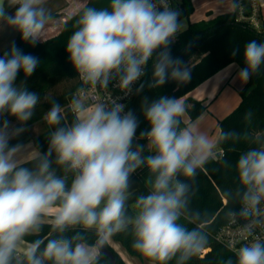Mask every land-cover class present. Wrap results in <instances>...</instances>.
<instances>
[{
  "label": "clouds",
  "instance_id": "9594fccd",
  "mask_svg": "<svg viewBox=\"0 0 264 264\" xmlns=\"http://www.w3.org/2000/svg\"><path fill=\"white\" fill-rule=\"evenodd\" d=\"M45 4L0 0V32L18 33L31 46L42 42L53 21ZM180 15L165 0H109L106 7H85L66 44L81 81L70 101L73 119L66 123L61 104L51 101L43 114L46 148L35 143L29 150L33 142L20 139L41 102L26 82L40 60L15 40L0 55V264H98L100 249L121 232L130 233L132 247L154 264H187L204 249L202 228L181 222L200 219L189 208L190 181L217 143L239 141L244 134L222 130L213 141L195 127H182L186 106L160 95L142 97L139 111L147 127L137 135L140 116L121 98L110 104L86 99L89 89L113 83L124 96L141 93L150 61L148 88L190 81V68L171 51L182 27ZM238 54L234 48L232 55ZM242 57L237 76L247 83L264 71V41H248ZM21 72L25 79L17 83ZM251 116L248 112L245 119ZM257 143L239 155L237 186L224 193L239 203L227 216L246 221L249 234L257 229L264 234V139ZM142 168L148 171L147 192L131 202L133 176ZM46 224L52 233L47 240L39 238ZM89 231L97 237L94 245L87 243ZM28 236L37 238L24 246ZM226 264H264V239L255 235Z\"/></svg>",
  "mask_w": 264,
  "mask_h": 264
},
{
  "label": "trees",
  "instance_id": "16d2710c",
  "mask_svg": "<svg viewBox=\"0 0 264 264\" xmlns=\"http://www.w3.org/2000/svg\"><path fill=\"white\" fill-rule=\"evenodd\" d=\"M108 3L109 0H88L80 10L64 21L58 34L42 40L35 46L23 42L17 33L14 39L16 44L25 53L37 56L40 60V66L26 81L29 89L39 93L41 97V102L37 106L36 111L42 109L45 113L51 106V101L56 100L64 109L65 122H71L73 114L68 104L80 85L78 74L69 61L66 44L75 30V21L85 7H106ZM193 11L192 0H183L180 17L189 18ZM253 39L264 41V28L258 31L244 22L237 21L234 11L224 12L209 19L190 23L182 32L180 40L171 47L172 55L183 59L190 68V81L179 85L174 81H169L161 88L150 89L147 87V82L151 79L152 73V62H150L142 79L145 82V88L139 94L134 93L128 103V108L135 110L137 115L140 116L139 107L143 96L155 99L160 95H168L179 100L186 97L183 104L186 106L187 123L196 120L205 112L207 105L203 100H198L190 96L189 93L231 63H237L240 68L243 67V47L248 41ZM9 45L0 49V55L7 50ZM237 47L240 49V54L234 56L232 52ZM191 60L193 61L190 62ZM24 79L25 77L21 72L18 75L17 83ZM62 79L74 80L75 85L67 91L44 99L47 92ZM240 95L241 101L238 106L223 119L219 120L218 125L220 132L234 129L244 134L245 138L239 141L230 140L217 143L213 156L209 158L202 169H198L194 181H190L192 192L190 193L189 208L192 212H198L200 219L195 223L188 220H182L181 222L186 223L190 229L198 225L202 228L207 238L204 249L208 248V250L205 253L201 251L198 255L193 256L187 264H226L228 258L235 259V253L215 241L214 234L227 221L229 208H239L238 201L234 199L226 200L224 195L225 190L235 189L237 186L235 164L239 155L249 148L257 147V141L264 139V71L253 75L240 90ZM248 112H251L252 116L251 119L246 120L245 114ZM40 118L41 115L35 112L29 124L36 122ZM10 119L15 121L14 118ZM140 119L141 125L137 135H139L140 130L147 127L142 116H140ZM187 123L182 120V126ZM48 131L49 129L45 122L42 131L33 139L34 146L37 143L46 148ZM21 140L27 141L25 138ZM138 141L145 145L147 144L146 140L139 137ZM12 143H16V141L13 140ZM221 151H223L222 154L220 153ZM145 154H147V151ZM147 175L148 171L146 168L138 169L137 173L134 174L131 202L135 201L137 195L147 192L145 184ZM51 235L50 226L46 224L43 231L39 234V238L47 240ZM86 236L87 243L94 245L97 240L95 233L89 231ZM36 238V236H28L25 241L31 243ZM111 239L119 242L132 256L150 261L132 247V236L130 233L121 232L113 235ZM106 246L115 256V264H127L108 242ZM98 264H113V262L108 256L100 252ZM169 264H175V260L170 261Z\"/></svg>",
  "mask_w": 264,
  "mask_h": 264
},
{
  "label": "rangeland",
  "instance_id": "374dc122",
  "mask_svg": "<svg viewBox=\"0 0 264 264\" xmlns=\"http://www.w3.org/2000/svg\"><path fill=\"white\" fill-rule=\"evenodd\" d=\"M87 1L88 0H46L45 6L52 15L53 21L47 27L45 35L41 39L45 40L47 38H50L58 34L62 29V25L65 21L64 19H67L71 15L75 14L87 3ZM219 1L220 0H193V4L194 6H196V10H194V12L190 15L189 18L185 17L181 20L182 28L183 29L187 28L188 25L192 22L210 18V14H211L210 9L215 10L216 4L219 3ZM16 35L17 33L10 30L0 32V49L9 45L11 41H13L16 38ZM192 61L193 60H191L190 62ZM74 85H75L74 80L62 79L47 92L44 99H48L53 95L67 91L70 88H72ZM243 85L244 83H242L239 80L236 73L231 83L224 90V96L228 97V99L230 100L233 99L236 95L238 94L240 95V91H238V88H241ZM185 98L186 97L181 98L180 101L184 103ZM36 114L41 115V118L36 122H34V124L29 125V131L24 134L27 135L28 137H31L37 134L38 132L42 131L44 127L45 124V121L43 120L44 111L42 109H39L36 111ZM186 116L187 113L185 112L182 119ZM108 243L116 252H118V254L123 258V260L127 264H154L153 262H150L146 259L142 260L138 257L132 256L119 242H116L111 238L108 241ZM207 250L208 248H205L202 250V252L205 253Z\"/></svg>",
  "mask_w": 264,
  "mask_h": 264
},
{
  "label": "built area",
  "instance_id": "2783aa9c",
  "mask_svg": "<svg viewBox=\"0 0 264 264\" xmlns=\"http://www.w3.org/2000/svg\"><path fill=\"white\" fill-rule=\"evenodd\" d=\"M183 0H165V3L172 7L179 8L181 11V3ZM233 11L235 12L236 20L248 24L255 30L261 31L264 28V3L261 0H233ZM183 18L180 17V21ZM66 20V19H64ZM184 29L181 27L178 33L177 39L174 44H176L182 35ZM173 44V45H174ZM151 62V61H150ZM149 62V64H150ZM147 71V69H146ZM143 79V77H142ZM78 82L81 86V81L78 76ZM79 86V87H80ZM76 92V91H75ZM87 96L88 103H106L110 104L114 99L121 98L122 102L127 105L132 99L133 94L124 96L121 92L118 84H110L108 88H97L89 89ZM71 101V100H70ZM69 101V108H70ZM221 154L223 151L220 152ZM246 221L237 219L233 221L228 217L227 221L219 227V229L214 234V239L220 243L225 248L229 249L233 253L235 250L244 243L250 242V239L255 238V235H260L264 239V234L256 230L255 234H249L246 229Z\"/></svg>",
  "mask_w": 264,
  "mask_h": 264
},
{
  "label": "crops",
  "instance_id": "0c3cea01",
  "mask_svg": "<svg viewBox=\"0 0 264 264\" xmlns=\"http://www.w3.org/2000/svg\"><path fill=\"white\" fill-rule=\"evenodd\" d=\"M261 1L264 3V0ZM194 10H196V6H194ZM229 11H233V0H220L219 3L216 4L215 10L210 9V13H211L210 18L217 14H221ZM239 68L240 66L237 63H231L226 67H224L223 69H221L215 75L207 79L191 93H189L190 96L198 100H203L204 103L207 105V109L199 118H197L192 122L187 123L188 116L184 117L182 120L187 124H184L183 126L195 127L200 131L206 132L213 141H216L220 132L218 121L223 119L232 110H234L241 101V95L239 94L230 100L228 99V97L224 96V90L231 83L232 79L238 72ZM245 85L246 83H244V85L241 88H238V91H240ZM40 132H38L37 134L31 137L24 135L20 139L25 138L27 139L26 142L28 141L33 142L34 137H36ZM34 148H35L34 143H32L29 146V150ZM214 149H213V153H214ZM27 245H30V242H26L24 246Z\"/></svg>",
  "mask_w": 264,
  "mask_h": 264
},
{
  "label": "water",
  "instance_id": "95a60500",
  "mask_svg": "<svg viewBox=\"0 0 264 264\" xmlns=\"http://www.w3.org/2000/svg\"><path fill=\"white\" fill-rule=\"evenodd\" d=\"M100 252H102L103 254L108 256L111 259V261L113 262V264L116 263V258L114 256L113 252L106 246V244L103 246L102 249H100Z\"/></svg>",
  "mask_w": 264,
  "mask_h": 264
}]
</instances>
